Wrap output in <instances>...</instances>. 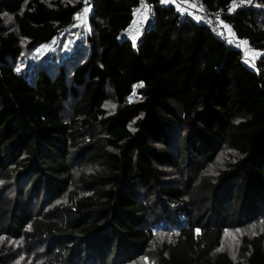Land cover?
Listing matches in <instances>:
<instances>
[{
    "label": "trees",
    "instance_id": "16d2710c",
    "mask_svg": "<svg viewBox=\"0 0 264 264\" xmlns=\"http://www.w3.org/2000/svg\"><path fill=\"white\" fill-rule=\"evenodd\" d=\"M200 1L253 64L170 0H0V264H264V0Z\"/></svg>",
    "mask_w": 264,
    "mask_h": 264
},
{
    "label": "built area",
    "instance_id": "2783aa9c",
    "mask_svg": "<svg viewBox=\"0 0 264 264\" xmlns=\"http://www.w3.org/2000/svg\"><path fill=\"white\" fill-rule=\"evenodd\" d=\"M150 0H141L140 9L138 16L140 18L136 26L137 35H143L149 28L154 19V9L149 3ZM174 5L180 8V20L190 17L196 23L206 27L208 31L221 40L225 44L234 43L235 48H237L241 41L233 37V40L225 35L223 32V22L222 17L228 14L225 11H212L200 0L193 2V4H185L181 0H170ZM162 2V0H161Z\"/></svg>",
    "mask_w": 264,
    "mask_h": 264
},
{
    "label": "rangeland",
    "instance_id": "374dc122",
    "mask_svg": "<svg viewBox=\"0 0 264 264\" xmlns=\"http://www.w3.org/2000/svg\"><path fill=\"white\" fill-rule=\"evenodd\" d=\"M183 1V0H181ZM197 1V0H196ZM195 2V1H194ZM191 4H193V2H191ZM242 6H245V1H237V2H234L231 4V6L229 7V11L230 12H233L234 10L242 7ZM178 9L180 8L179 6H177ZM85 8L88 9V11L86 12V14L84 13V10ZM84 10L82 11V14H83V19L82 20H78L77 19V22L76 24L74 25L73 28H76V29H80V28H83L84 27V19L87 18L89 15H90V12H91V9L88 7H85ZM140 18L139 16H137V23L139 22ZM223 26L227 29L225 30L223 28V32L225 33V35L227 36V38L229 37L230 39L229 40H233V34L231 32V30L223 23ZM73 37H72V34H67L65 36V43L63 45V53L67 54L69 53V51H71V47L73 46ZM59 41L60 40H54L51 44L49 45H42L40 46L37 50H35L31 56L29 58L26 59L27 62H35L39 57L47 54V53H54L58 47H59ZM68 46H70V48H68ZM240 49H242V51L244 52L245 54V60L247 62H249L250 64H253V62H255L256 58L258 57V53L257 52H254L253 50L249 49L247 44L243 43L241 45L238 46ZM25 64V63H24ZM21 67H22V64H20ZM24 66V65H23ZM235 238L238 239V235L234 236ZM137 264H140V263H137Z\"/></svg>",
    "mask_w": 264,
    "mask_h": 264
},
{
    "label": "snow or ice",
    "instance_id": "6c2138e0",
    "mask_svg": "<svg viewBox=\"0 0 264 264\" xmlns=\"http://www.w3.org/2000/svg\"><path fill=\"white\" fill-rule=\"evenodd\" d=\"M162 2H165V0H162ZM87 11H88V9L85 8L84 13L86 14ZM77 19H78V20H82V19H83V14H81L80 16H77ZM242 43H245V44H246V42H242ZM142 86H143V84H140V85H138L137 87H142ZM253 234H255V233H253ZM226 235H231V234H226ZM233 238H234V237H233Z\"/></svg>",
    "mask_w": 264,
    "mask_h": 264
},
{
    "label": "crops",
    "instance_id": "0c3cea01",
    "mask_svg": "<svg viewBox=\"0 0 264 264\" xmlns=\"http://www.w3.org/2000/svg\"><path fill=\"white\" fill-rule=\"evenodd\" d=\"M136 21H137V18H136ZM136 26H137V22L136 24L134 25L133 27V30L131 32H129L131 38H135L136 34H137V31H136ZM224 27V26H223ZM225 30H227L225 27H224Z\"/></svg>",
    "mask_w": 264,
    "mask_h": 264
}]
</instances>
